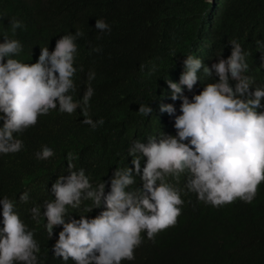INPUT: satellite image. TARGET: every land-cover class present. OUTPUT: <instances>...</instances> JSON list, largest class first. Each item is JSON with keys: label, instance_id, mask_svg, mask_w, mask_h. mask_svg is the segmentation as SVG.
Listing matches in <instances>:
<instances>
[{"label": "clouds", "instance_id": "9594fccd", "mask_svg": "<svg viewBox=\"0 0 264 264\" xmlns=\"http://www.w3.org/2000/svg\"><path fill=\"white\" fill-rule=\"evenodd\" d=\"M115 0L113 10H99L100 19L94 28L101 33L112 30H149L152 14L147 0ZM98 14V15H99ZM26 26L11 20L13 36ZM211 30L195 34V43L179 57L172 79H166L172 99H181L180 115L173 105H162L157 113L167 122L166 129H176V135L160 133L148 137V143L135 140L128 148L134 167H117L109 180L91 182L84 168L76 169L71 152L66 159L67 175L61 174L52 183L51 200L30 209V218L37 223L41 217L48 238L62 226L53 245L54 259L64 264H122L134 261L135 251L143 243L142 233L149 240L160 232L174 227L182 214L184 201L180 190L168 178L178 183L187 177L185 187L198 200L213 207L229 205L237 200L251 203L259 185L264 182V84L254 85L248 76L249 52L264 63V21L251 23L244 30L241 44L227 41L222 50L204 45L209 43ZM84 33L62 35L55 48L41 47L35 63H25L15 57L23 51L18 39L6 34L0 43V154L20 152L24 147L17 134L34 127L41 116L58 108L60 113L72 115L80 110L83 123L95 130L104 123L94 121L89 114L94 90L88 87L80 99H74V76L83 71L75 67L78 54L76 41ZM208 40V41H206ZM206 41V42H205ZM204 42V43H203ZM211 45V44H209ZM231 50L227 59L225 50ZM92 51L99 52V48ZM248 51V52H247ZM128 58V57H127ZM130 64L143 69L142 56L129 57ZM95 73H88V80ZM78 82V81H77ZM79 83V82H78ZM202 91L190 100L183 95L196 84ZM80 87H83L79 83ZM255 87L253 91L252 88ZM139 111L151 115L154 109L141 105ZM173 115V116H170ZM175 117V122H174ZM55 152L47 145L35 153L38 160H48ZM139 177L141 187L136 184ZM135 185V187H133ZM106 187L109 190L106 192ZM89 202L85 204L84 202ZM20 203L29 202V192L19 195ZM0 228V264H39L41 249L34 231L21 219L16 201L4 196ZM79 219L70 217L69 208L79 209ZM103 209L94 218L88 213ZM69 217V219H66Z\"/></svg>", "mask_w": 264, "mask_h": 264}, {"label": "trees", "instance_id": "16d2710c", "mask_svg": "<svg viewBox=\"0 0 264 264\" xmlns=\"http://www.w3.org/2000/svg\"><path fill=\"white\" fill-rule=\"evenodd\" d=\"M114 2L0 0V43L4 42L5 34L20 40L23 51L15 58L22 62L35 63L41 47L49 46L51 51L62 35L75 33L77 29L83 31L84 36L76 41L78 54L74 65L78 69L82 66L83 71L78 70L73 78L76 86L73 95L74 99H80L91 87L94 94L89 114L94 121L104 120L93 130L82 122L84 117L79 109L72 115L60 113L58 108L50 110L34 127L17 134L24 142L20 152L0 154V199L7 196L16 201V210L34 231L41 249L37 254L39 264H64L62 258H53L52 251L62 226H57L49 239L43 208L39 223L30 218V209L53 199L49 192L52 183L59 175L68 174V153L73 154L76 169L84 168L94 185L109 180L117 167H134L133 157L128 156L133 141L138 139L147 144L148 137L153 135L158 139L160 133L176 135L175 128L167 133L172 127L166 129L167 122L157 109L171 104L176 109L175 115L181 114L182 100L171 98L166 79H172L180 55L195 43V34L210 29L209 43L203 42L204 45L222 50L227 41L241 44L249 24L264 21V0H147L153 15L149 30L131 28L101 33L94 28L95 21L103 18L98 8L113 9L108 13L113 18L115 9L123 6L114 7ZM139 7H143L141 0ZM11 20L21 21L26 30L18 29L13 36ZM93 48L100 51H92ZM249 53L247 73L254 78V85L260 87L258 84H264V63L255 53ZM230 55L229 49L223 52L225 59ZM131 56L143 57V69L130 64ZM90 71L95 73L91 81ZM182 87L183 95L190 100L203 90L198 83L192 91ZM141 105H150L153 113L144 115L139 111ZM42 145L52 148L55 155L38 160L35 153ZM168 179L180 190L184 201L177 224L157 234L154 241L147 238L146 232L142 233L143 243L135 251V260L122 264H264V182L251 203L237 200L217 208L199 201L195 193L187 190L185 175H181L178 183ZM136 184L142 186L139 177ZM24 191L29 192L26 204L19 202ZM102 210L94 209L88 216L94 218ZM69 212L70 217L79 219L83 206L69 208ZM2 220L0 205V228ZM68 264L74 262L70 260Z\"/></svg>", "mask_w": 264, "mask_h": 264}]
</instances>
